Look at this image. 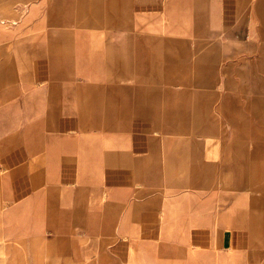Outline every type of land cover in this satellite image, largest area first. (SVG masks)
I'll list each match as a JSON object with an SVG mask.
<instances>
[{
  "label": "crops",
  "instance_id": "obj_1",
  "mask_svg": "<svg viewBox=\"0 0 264 264\" xmlns=\"http://www.w3.org/2000/svg\"><path fill=\"white\" fill-rule=\"evenodd\" d=\"M0 264H264V0H0Z\"/></svg>",
  "mask_w": 264,
  "mask_h": 264
}]
</instances>
